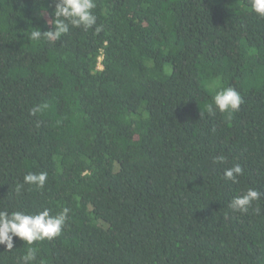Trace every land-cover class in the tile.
Listing matches in <instances>:
<instances>
[{
    "label": "trees",
    "instance_id": "obj_1",
    "mask_svg": "<svg viewBox=\"0 0 264 264\" xmlns=\"http://www.w3.org/2000/svg\"><path fill=\"white\" fill-rule=\"evenodd\" d=\"M95 2L93 28L49 43L28 36L52 28L53 0H0V210L69 209L0 264L29 247L31 264H264V195L229 207L264 194V18L249 0ZM214 82L241 95L230 117L207 110ZM30 172L44 187L17 193Z\"/></svg>",
    "mask_w": 264,
    "mask_h": 264
},
{
    "label": "clouds",
    "instance_id": "obj_2",
    "mask_svg": "<svg viewBox=\"0 0 264 264\" xmlns=\"http://www.w3.org/2000/svg\"><path fill=\"white\" fill-rule=\"evenodd\" d=\"M54 19L50 21L52 28L42 31L40 28H33L28 36L30 41H47L53 43L59 41L61 37L70 31V26L88 30L97 23V17L94 14L96 8L95 0H53ZM251 10L260 18H264V0H249ZM96 31H100L97 27ZM213 86L217 88L213 96L212 103L207 105V110L211 114L215 109L221 113L231 115L239 110L242 103L240 93L233 87H220L215 82ZM47 105L37 106L32 109V114L42 111ZM226 162L224 155L213 157V163L223 164ZM243 175V169L240 164H234L224 170V178L234 183L238 182V177ZM48 179L47 172H30L23 177V182L17 184L16 192L19 193L24 185H33L43 188ZM258 190L249 187L247 190L232 198L229 207L233 211L246 213L254 201L261 198ZM259 213L260 208L255 209ZM69 209L64 208L57 215H51L48 209L39 211L36 214H27L22 211L0 210V245L6 246L7 250L14 248V238L18 237L27 244L32 245L36 241L44 239H53L61 234L63 227L68 220ZM37 252L35 248L29 247L23 256V264H31L36 259Z\"/></svg>",
    "mask_w": 264,
    "mask_h": 264
}]
</instances>
